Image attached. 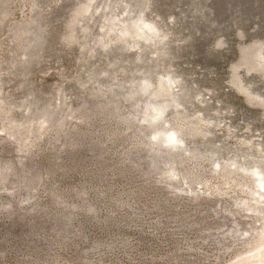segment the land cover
Here are the masks:
<instances>
[{"label": "rangeland", "instance_id": "1", "mask_svg": "<svg viewBox=\"0 0 264 264\" xmlns=\"http://www.w3.org/2000/svg\"><path fill=\"white\" fill-rule=\"evenodd\" d=\"M140 12L162 41L118 36ZM146 77L155 92L172 77L177 100L144 93ZM151 101L181 147L152 140ZM72 133L86 144L66 147ZM6 162L22 175L0 184V264H248L264 219L246 171L264 170V0H0Z\"/></svg>", "mask_w": 264, "mask_h": 264}, {"label": "bare ground", "instance_id": "2", "mask_svg": "<svg viewBox=\"0 0 264 264\" xmlns=\"http://www.w3.org/2000/svg\"><path fill=\"white\" fill-rule=\"evenodd\" d=\"M90 1H93V0H90ZM124 14H125V12H124ZM118 17L114 16V17L109 19V31H115L116 26L119 24V22H116V21L121 20L120 18L118 19ZM118 36L120 38H125V39L128 38L129 39L128 42H129V45L131 47H137L139 44L138 43L139 41H144V42H149L151 44H156L159 41H162V39L164 37L163 35L160 34L157 26L152 24L151 22H149L145 18L144 14L142 12L138 13L132 20L127 21L124 24V26L120 29ZM164 82H165V84L160 87L161 90L159 92L158 91H156V92L151 91L152 82L150 81V79L148 77L144 78L141 81L140 86H141V89L144 93H149L152 97H155L159 93H162V94H166V95H172L173 100L176 101L177 96L175 97L170 92L171 87H172L173 78L167 77L164 79ZM245 89H243V91ZM167 108H168V103H155L153 101L149 102L147 105V121L155 127V131L152 135V140L155 142L160 141L164 144V146L168 147L169 149L175 150L178 147L182 146L183 141L180 138V129H178V128L177 129H171L169 131H164V129H163V124L165 123L164 116H165ZM147 121H146V123H147ZM235 167H236V164L232 163L231 168H235ZM240 168L243 169V167H241V166H240ZM246 171L251 176V178H253L255 180V186L258 188L259 193H261L260 196H256L255 195L256 193L253 195L254 196L253 199L256 201V203L260 204V203H262V200L264 198V193H262V192H264V170L259 165H254L251 168L247 169ZM174 177H177V176H174ZM242 205H244V204H242ZM256 205L257 204H255V206ZM253 206H251V207H253ZM263 206H264V204H263ZM260 208H261V206H260ZM257 209H258V207H257ZM258 211H260V210H258ZM257 240H259V243L256 246V248L254 249L253 254L250 255L246 259L248 264H264V219H263L261 231L258 235Z\"/></svg>", "mask_w": 264, "mask_h": 264}, {"label": "trees", "instance_id": "3", "mask_svg": "<svg viewBox=\"0 0 264 264\" xmlns=\"http://www.w3.org/2000/svg\"><path fill=\"white\" fill-rule=\"evenodd\" d=\"M88 101H89V98H88L86 103L82 104L81 109L84 110V108H88V107L91 108L90 104L88 103ZM122 103L123 102L121 101V107H122ZM97 105H94L92 107H96ZM117 107H115V109H113V108L112 109H107V108H102L101 107L102 108L101 110H103V111H100V112H103L105 114H112V113H114L117 110ZM119 108H120V106H119ZM55 117H56V112L51 117L50 122L48 123V125H50V124L51 125L52 124L55 125V123H56ZM117 119L119 121H122V120L124 121V120H126L128 118H123V116L122 117L118 116ZM66 126H67V121L66 120L61 122L60 128H62V130H64V128ZM131 128H133V127H131ZM59 135L62 136L61 133ZM83 144H86V141L83 140L82 137H80V135L72 133L70 135V137L66 140L65 146L66 147H79V146H81ZM146 157H148L147 150H146V153H144L143 156H140V158H134L135 164L136 165H138V164L140 165L144 161V159ZM152 170H155V169H151L150 168L149 171H152ZM25 171L30 174L29 180H30L31 184L37 185L38 182H40V179H41V174L39 172L40 170H38L37 168H32V167L29 166V168L27 167ZM149 171H148V173H149ZM21 173L22 172H20V170L17 168V164L15 162H6V164H3L0 167V184L6 182L8 180V178H9V176H12V175L21 176L22 175ZM52 192L53 193L56 192V189L52 188ZM4 214L6 216H8V217H12V216H14L16 214V211H14L12 206L8 205V206H5V208H4ZM37 215H38V213L36 214V216Z\"/></svg>", "mask_w": 264, "mask_h": 264}]
</instances>
